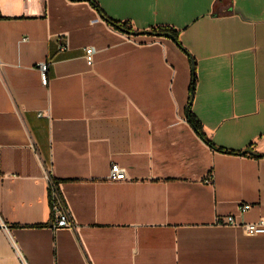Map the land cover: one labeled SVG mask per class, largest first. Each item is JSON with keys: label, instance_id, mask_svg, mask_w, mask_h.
Instances as JSON below:
<instances>
[{"label": "crops", "instance_id": "0c3cea01", "mask_svg": "<svg viewBox=\"0 0 264 264\" xmlns=\"http://www.w3.org/2000/svg\"><path fill=\"white\" fill-rule=\"evenodd\" d=\"M263 153L264 0H0V264H264Z\"/></svg>", "mask_w": 264, "mask_h": 264}, {"label": "built area", "instance_id": "2783aa9c", "mask_svg": "<svg viewBox=\"0 0 264 264\" xmlns=\"http://www.w3.org/2000/svg\"><path fill=\"white\" fill-rule=\"evenodd\" d=\"M27 37H23L22 40H27ZM70 48V43L68 41H63L59 44V50L65 51ZM85 56L87 63L92 66L95 62V55L97 48L94 45H88L84 48ZM38 70L40 71L41 81L44 85H47L49 82V62L41 61L37 64ZM45 176L48 180V189H49V200L52 210V217L54 221L55 228H74L75 223L69 209L68 203L64 196V193L60 187V182L55 178L52 173V166L49 165L46 167ZM109 178L114 181H122L128 179L126 168L121 166L118 163H112L110 168ZM211 181V178L208 180ZM253 207L251 203H242L239 206L241 211L249 210ZM220 222L223 224H228L232 226H240L246 234L256 235L264 233V215L261 216L256 221L251 222H239L237 221L234 215H227L220 219ZM16 252L18 253L20 259L24 264H27L24 260L23 255L19 249L14 246Z\"/></svg>", "mask_w": 264, "mask_h": 264}, {"label": "trees", "instance_id": "16d2710c", "mask_svg": "<svg viewBox=\"0 0 264 264\" xmlns=\"http://www.w3.org/2000/svg\"><path fill=\"white\" fill-rule=\"evenodd\" d=\"M111 23H113V25L116 28H119L120 25L124 26V27H127V28H131L126 23L120 24L118 22H113V21H111ZM155 31H158V32H171L174 35L175 40L180 44V46H182V44L179 41V33L175 29L170 28V27H160V28H156ZM196 82H197V74H196V68H194L193 72H192V81H191V98L193 96V93H195ZM188 118H189L190 123L195 128L196 132L198 133V135L205 142H207L209 145H211L212 147H214V148H216V149H218L220 151L228 152V153H235V154L243 153V151L227 150V149H224L222 147L216 146V144L207 136V134L205 133V131L203 129V125H202L201 121L194 115V113L192 111H190ZM260 156H264V154H262Z\"/></svg>", "mask_w": 264, "mask_h": 264}, {"label": "water", "instance_id": "95a60500", "mask_svg": "<svg viewBox=\"0 0 264 264\" xmlns=\"http://www.w3.org/2000/svg\"><path fill=\"white\" fill-rule=\"evenodd\" d=\"M119 28L121 30H123L124 32H126L128 34H131V35L154 34V35H165V36H169V37L174 38V35L171 32H158V31H155V30H134L132 28H127V27H124V26H121V25H120ZM192 64H193V69H194L195 68V61H194L193 58H192ZM193 99H194V93H193V96H192V98L190 100V103H189V105L187 107L188 113H190V107H191ZM257 155H262V154H257Z\"/></svg>", "mask_w": 264, "mask_h": 264}]
</instances>
